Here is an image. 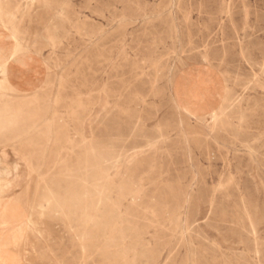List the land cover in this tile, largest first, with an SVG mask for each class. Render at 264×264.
Wrapping results in <instances>:
<instances>
[{"label":"rangeland","instance_id":"374dc122","mask_svg":"<svg viewBox=\"0 0 264 264\" xmlns=\"http://www.w3.org/2000/svg\"><path fill=\"white\" fill-rule=\"evenodd\" d=\"M15 50L42 81L0 70L31 171L0 264H264V0H0Z\"/></svg>","mask_w":264,"mask_h":264},{"label":"crops","instance_id":"0c3cea01","mask_svg":"<svg viewBox=\"0 0 264 264\" xmlns=\"http://www.w3.org/2000/svg\"><path fill=\"white\" fill-rule=\"evenodd\" d=\"M7 58L0 56V62ZM8 71L9 80L19 93H29V91L37 89V85L42 81L40 58L33 55L12 58L8 65ZM27 167L29 168V163ZM27 167L18 153L12 152L8 146H0V213L5 208L8 214H12L17 208L16 218L13 217L7 225L0 223V235L7 231L10 236L14 231L18 239V235L21 236L26 232L27 214L18 194L21 193V189L28 181L26 176L30 175V172ZM2 242L5 241L0 238V243Z\"/></svg>","mask_w":264,"mask_h":264},{"label":"bare ground","instance_id":"6f19581e","mask_svg":"<svg viewBox=\"0 0 264 264\" xmlns=\"http://www.w3.org/2000/svg\"><path fill=\"white\" fill-rule=\"evenodd\" d=\"M17 36V35H16ZM26 45V44H25ZM24 49V48H23ZM26 50V49H25ZM28 51V50H27ZM19 56H23V54H21L19 51H17V50H15V51H12L11 53H10V55L8 56V58L6 59V60H4L3 62H0V70L1 71H3L4 72V76H5V80L6 81H9V82H11L10 80H9V77H8V73H9V71H8V65H9V62H10V60H12V58H15V57H19ZM24 61V60H23ZM19 65H20V63H19ZM26 65V64H25ZM3 74V73H2ZM1 85V84H0ZM11 87V86H10ZM1 88V87H0ZM29 168H30V166H29ZM89 168V167H88ZM87 168V169H88ZM89 171V170H88ZM88 171H84V172H88ZM91 171V170H90ZM31 172V171H30ZM80 172V171H79ZM33 173V172H32ZM83 174V173H82ZM81 175V174H80ZM90 175V173L87 175V176H89ZM81 176H83V175H81ZM90 178H91V176H90ZM125 190V189H124ZM123 192V191H122ZM128 194H129V192H128ZM19 195V194H18ZM19 198V197H18ZM111 198V197H110ZM66 204V203H65ZM99 206V205H98ZM166 209V208H165ZM15 211V210H14ZM138 211V210H137ZM16 215V214H15ZM12 216V215H11ZM13 217V216H12ZM114 219V218H113ZM126 220H128V219H126ZM101 222H103V221H101ZM100 223V222H99ZM110 223V222H109ZM34 225V224H33ZM90 225V224H89ZM98 225V224H97ZM96 225V226H97ZM109 225V224H108ZM100 226V225H99ZM102 226H103V224H102ZM111 226V225H110ZM129 226V225H128ZM131 227V226H130ZM104 228V227H103ZM129 228V227H128ZM100 229H101V227H100ZM106 229H107V227H106ZM110 229V228H109ZM98 230H99V228H98ZM125 230V229H124ZM105 231H107V230H105ZM126 231V230H125ZM124 231V232H125ZM136 234V233H135ZM127 235H129V234H127ZM126 235V236H127ZM113 238V237H112ZM11 241V240H10ZM116 242V241H115ZM128 245V244H127ZM126 244H125V246H127ZM136 245H137V243H136ZM136 250V249H135ZM1 251H2V249H1ZM126 253V252H125ZM124 253V254H125ZM138 253V252H137ZM8 259V258H7ZM133 261V260H132ZM135 261V260H134Z\"/></svg>","mask_w":264,"mask_h":264}]
</instances>
